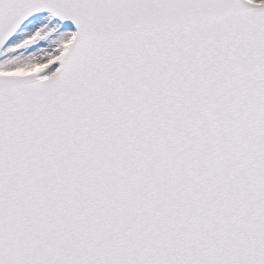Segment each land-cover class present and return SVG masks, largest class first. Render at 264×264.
<instances>
[{
	"label": "snow or ice",
	"instance_id": "6c2138e0",
	"mask_svg": "<svg viewBox=\"0 0 264 264\" xmlns=\"http://www.w3.org/2000/svg\"><path fill=\"white\" fill-rule=\"evenodd\" d=\"M0 264H264V0H0Z\"/></svg>",
	"mask_w": 264,
	"mask_h": 264
}]
</instances>
